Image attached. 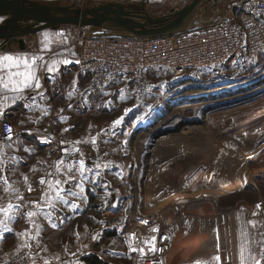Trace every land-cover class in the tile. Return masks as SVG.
I'll use <instances>...</instances> for the list:
<instances>
[{"label": "rangeland", "instance_id": "rangeland-1", "mask_svg": "<svg viewBox=\"0 0 264 264\" xmlns=\"http://www.w3.org/2000/svg\"><path fill=\"white\" fill-rule=\"evenodd\" d=\"M20 1L27 6L40 1V5L68 9L118 2L124 5L131 19L158 27L173 20L193 0ZM239 1L202 0L178 30L209 24ZM53 14L46 12L44 16ZM40 24L21 14L0 12V33L16 29L4 42L18 43L20 48L19 39L23 38L24 51H30L31 57H35L34 64L41 66L61 52L71 55L72 50L76 52L74 40L78 35L129 34L122 30L118 15H111L98 25H62L37 36L48 29L30 32ZM39 37L42 39L36 43L42 48H30ZM36 58L43 60L38 62ZM146 79L148 92L142 99L137 97L136 82L121 81L98 87L95 101L81 106V135L73 138L78 144L65 146L64 150L83 151L85 145H91L97 160L61 161L58 149L62 151V144L69 143V138L61 143L57 138L60 132H55L51 135L53 145L45 147L50 157L48 163L18 165L15 175L0 176L3 184L0 204L6 210H3L6 219L16 215L18 222L24 218L28 221L16 222L11 235L0 242V264L29 241L50 254L74 255L72 264H78L80 257L90 253L98 254L107 264H135L134 248L145 253L153 246L157 230L170 229L175 237H181L186 232L182 233L184 227L180 230L177 224H184V220L190 223L194 216V220L206 219L208 214L223 229L226 216L221 210L230 208L235 210L236 227L231 232L235 244L231 251L237 264H264V218L260 212L245 210V206L264 198V52L252 59L235 58L221 68L188 70L179 76L168 69H150ZM89 121L91 124L95 121V127H87ZM134 127L140 130L137 134ZM93 129H96L95 137ZM202 141L204 144L208 141L206 148ZM219 143H223V156L228 162L217 170L220 154L213 148ZM235 147L240 149L238 155L234 153ZM256 149L260 152L255 153ZM259 156L260 160L256 159ZM241 158L245 159L244 163H240ZM206 159H211L210 167L193 178L195 167ZM42 172H48L49 178L54 175L55 179L46 182L42 203H26L20 191L32 183L35 174ZM232 180H238L240 188L219 195ZM93 193L91 203L97 204V208L89 206V196ZM175 194L184 195L181 202H174L178 201L173 199ZM171 206L175 212L166 215ZM35 216L39 222L33 236L26 230H31L29 222ZM112 218L117 223L103 228L104 221ZM199 227L202 233L204 227ZM208 228L204 231L209 232L203 234L211 235L218 243L220 232L212 229V234ZM106 232L115 235L105 236ZM224 235H221L223 246L227 248L228 235ZM199 236L185 239L183 248L168 258L167 264H208L212 256L222 255L216 247H204ZM177 240L181 239L177 238L174 244ZM225 250L229 256V248ZM227 259L225 263L229 264Z\"/></svg>", "mask_w": 264, "mask_h": 264}, {"label": "built area", "instance_id": "built-area-1", "mask_svg": "<svg viewBox=\"0 0 264 264\" xmlns=\"http://www.w3.org/2000/svg\"><path fill=\"white\" fill-rule=\"evenodd\" d=\"M74 46L79 52L78 65L90 79L88 87L78 89V94L130 79L136 82L137 97L142 99L148 92L147 70L168 69L179 76L188 70L217 69L235 58L252 59L264 52V0H241L226 8L217 20L202 26L151 37L124 33L78 35ZM17 136V128L10 121L0 119V143L9 146ZM39 143L50 146L54 141L47 134ZM63 150L58 149V153L64 162L97 160L91 145H85L83 151ZM48 176V172L36 174L32 183L20 191L26 203L43 202ZM245 210L260 212L264 218V198L245 206ZM4 219V212L0 210V223ZM111 220H105L103 228L117 223ZM154 239L153 246L145 253L134 248L135 264H167L175 241L172 231L159 229ZM74 259L72 254H50L29 241L22 251L9 256L3 264H70Z\"/></svg>", "mask_w": 264, "mask_h": 264}, {"label": "crops", "instance_id": "crops-1", "mask_svg": "<svg viewBox=\"0 0 264 264\" xmlns=\"http://www.w3.org/2000/svg\"><path fill=\"white\" fill-rule=\"evenodd\" d=\"M39 2L32 3L41 4ZM49 30L38 32L36 36L46 35L45 33ZM35 39V43L29 45L30 48H42L36 43L42 37ZM5 40L7 37L0 39V119L10 121L17 128L18 136L9 146L0 143V176L10 178V175L17 173L18 165H39L49 162L50 157L45 148L49 146L39 143L44 135L60 132V135L56 134L59 142L61 140L64 142L66 137L69 138L67 141L69 143L62 144L64 149L65 146L78 144L76 142L78 140L73 138L81 135L79 123L81 106L87 105L91 100L95 101L96 91L86 90L83 93H77L78 89L83 90L81 87H85L89 77L78 65L77 50L76 52L72 50V55L61 52L41 66L34 64L35 57H31L30 51L19 48L18 43H6ZM26 43L28 44L27 41ZM123 81L129 82L130 79ZM87 109L90 110V106ZM87 109L85 111H88ZM90 125L95 127V121L92 124L89 121L87 127ZM92 136H96V129H93ZM109 136L110 134L105 135V138ZM60 160L63 161L61 158ZM52 177L47 178V181L55 179ZM4 180L7 182L8 179ZM1 186L3 184L0 180V189H2ZM0 209L6 212L1 204ZM6 216L5 213V219L0 223V242L11 235V229L16 222L28 223L25 218L22 222H18L16 215L9 219H6ZM30 221L31 230L26 231L34 236L39 217L35 216ZM21 250H16L14 253ZM9 252L10 250L4 252L6 254L2 253V256ZM78 264H85V262L80 260Z\"/></svg>", "mask_w": 264, "mask_h": 264}, {"label": "water", "instance_id": "water-1", "mask_svg": "<svg viewBox=\"0 0 264 264\" xmlns=\"http://www.w3.org/2000/svg\"><path fill=\"white\" fill-rule=\"evenodd\" d=\"M201 1L202 0H193L190 5L179 13L173 20L158 27H148L147 25L131 19L128 16V12L126 11L124 5L118 2L107 3L93 8L68 9L66 7L45 6L40 4L27 6L20 0H0V12L21 14L25 17L39 21L41 24L31 30V33H36L44 29L62 25H98L107 17L111 15H118L124 32L140 37H151L178 31L179 27L193 13ZM46 12H52L54 14L52 16L45 17L44 14ZM34 14H36V16H34ZM149 23L152 24V22ZM14 30L16 29L14 28L11 31L1 32L0 39L10 36ZM19 45L22 49L25 48V41L23 38L19 39ZM133 131L137 134L140 130L139 128L134 127Z\"/></svg>", "mask_w": 264, "mask_h": 264}, {"label": "bare ground", "instance_id": "bare-ground-1", "mask_svg": "<svg viewBox=\"0 0 264 264\" xmlns=\"http://www.w3.org/2000/svg\"><path fill=\"white\" fill-rule=\"evenodd\" d=\"M206 140V139H205ZM203 142V141H202ZM207 143H208V141H207ZM207 143H205L206 145H207ZM203 144H204V142H203ZM203 144H201V146L203 145ZM205 144H204V147H205ZM222 144L223 143H219V144H217V145H215L214 146V148L213 149H216L217 150V152L220 154V156H219V158H220V161L218 162V164L215 166V168L218 170V169H220V168H222L225 164H226V162H228V161H226V157L224 158V156H223V146H222ZM258 145V144H257ZM200 146V147H201ZM203 147V146H202ZM201 147V148H202ZM204 147H203V149H204ZM206 148V147H205ZM212 149V150H213ZM233 149H234V147H233ZM235 152L234 153H236L237 155H238V152H240L239 150H238V148H236L235 147ZM260 149V148H259ZM258 149V150H259ZM205 150V149H204ZM257 149L255 150L256 152L255 153H257V151H258ZM261 150V149H260ZM260 150H259V152H260ZM254 151V150H253ZM252 151V152H253ZM199 152V151H198ZM201 153H203V152H201ZM236 155V156H237ZM179 157V156H178ZM260 156L259 157H256V159H259L260 160ZM227 159H229V158H227ZM234 159V158H233ZM243 162H242V161ZM241 160H240V163H244L245 162V159L244 158H241ZM210 162H211V159H206V160H202L201 162H199L198 163V165L195 167V169H194V172L193 173H195L192 177L193 178H195L196 176H198V174L199 173H201V172H203V170H205L207 167H210L209 165H210ZM196 179V178H195ZM190 182H191V180H189ZM188 181V182H189ZM194 182V181H193ZM231 183H229V185H227L226 187H224L223 189H222V191L219 193V195H225L226 193H232V192H234V191H236V189L235 188H240V186H241V183L240 182H238V180L236 181V180H232V181H230ZM243 183V182H242ZM189 184H192V183H189ZM193 185V184H192ZM191 185V186H192ZM190 186V185H189ZM227 187H229V188H231V190H229V191H226L227 189ZM170 188V187H169ZM173 191V190H172ZM183 197H184V195L183 196H181V194L179 195V194H175L174 195V197H173V199H177L178 201H174V202H181V200L180 199H183ZM172 199V198H171ZM173 202V203H174ZM188 203H190V202H188ZM202 203V202H201ZM193 204V203H192ZM199 204V203H198ZM198 204H197V206H198ZM203 205V204H202ZM204 205H205V203H204ZM212 206V205H211ZM206 207V206H205ZM193 209V208H192ZM215 209V208H214ZM213 209V210H214ZM212 211V210H211ZM216 211H218L217 209H216ZM235 210L234 209H232V208H230V209H228V210H221V213L224 215V216H226L225 218V220H224V222H223V229L219 226V222H217L216 220H213V218L211 217V216H209V214H208V217H206V219H202V217H200L199 219H195L194 220V217H196V216H194V217H192V218H190V219H193V221L192 222H188V223H185L184 221H183V223L184 224H181V222L179 223V224H177V228L178 229H180L181 230V228H186V229H184L183 228V230H181V232L182 233H185L186 232V234H183L181 237H175V235H174V233H173V235H174V240L176 241V239L178 238V239H181L182 240V242H181V240L179 241V240H177L178 242L176 243V244H174V247H172L171 248V250H173V251H170V257H168V258H170L171 259V256L173 257V256H175V252L178 250L179 251V249H181V248H183V245H184V241H185V239H187V238H189L190 237V235H192V236H195V238H193V239H196V236L198 235H202L203 236V238H202V236H199V238L201 237V239H202V244L204 245V247H207V246H210V247H216V249L218 248L220 251H219V253H222V255L221 256H219V257H217L216 255H215V257L214 256H212L209 260H208V264H226L225 263V261H226V257H228V263L229 264H237V260H236V256H235V253L234 252H232L231 250H232V247H233V244H235V243H233V238H232V236H231V232H232V230H234V228L236 227V223H235V219H234V216H233V212H234ZM175 212V208H174V206H171V207H168V209H167V211H166V215H172V213H174ZM202 212V211H201ZM214 212V211H213ZM220 212V211H219ZM208 213V212H207ZM215 214H216V212H215ZM191 215V214H190ZM204 215V214H203ZM200 216H202V215H200ZM199 217V216H198ZM204 217V216H203ZM186 218H188L189 219V217H186ZM215 218H216V216H215ZM183 219V218H182ZM221 221V220H220ZM182 225V226H181ZM210 227H209V226ZM138 227L140 226V225H137ZM199 226H203L204 227V229H206L207 230V228L208 229H211V233L213 232L212 231V229H214V230H218V232L217 233H219L220 232V234H217L218 236H220L221 237V239L219 238V237H217L218 238V243L217 242H215V238H211V235H209V234H203V232H207V231H204V229H203V232L202 233H200V231H198V229L200 230L201 228L199 227ZM219 226V227H218ZM206 227V228H205ZM177 229V230H178ZM197 230V231H196ZM202 231V230H201ZM138 232V231H137ZM198 232V233H197ZM209 232V231H208ZM207 232V233H208ZM182 233H180V234H182ZM216 233V232H215ZM222 233V234H221ZM212 234H214V233H212ZM228 235L227 237V241H228V246H227V248H224V246H223V238H222V236L221 235ZM233 234V233H232ZM224 235V236H225ZM179 236V235H178ZM213 236H215V235H213ZM198 239V238H197ZM191 240V239H190ZM200 240V239H199ZM193 241V240H192ZM195 242V241H194ZM193 242V243H194ZM230 243V244H229ZM178 244H180V245H178ZM219 244V245H218ZM189 245V244H188ZM227 245V244H226ZM186 247V246H185ZM200 247V246H199ZM229 248V256H228V254L226 255V250L225 249H228ZM210 249V248H209ZM222 251V252H221ZM172 252V253H171ZM178 253V252H177ZM234 253V254H233ZM216 254H218V253H216ZM203 257V256H202ZM182 258V257H181ZM176 259V258H175ZM183 259V258H182ZM185 260V259H184ZM192 260V259H191ZM172 262H173V260H172Z\"/></svg>", "mask_w": 264, "mask_h": 264}, {"label": "trees", "instance_id": "trees-1", "mask_svg": "<svg viewBox=\"0 0 264 264\" xmlns=\"http://www.w3.org/2000/svg\"><path fill=\"white\" fill-rule=\"evenodd\" d=\"M93 200H94V193L89 196V206L97 208V204L91 203V202H93ZM98 212H100V211H98ZM112 235H115V232H106L105 233V236H112ZM80 260L84 261L85 264H107V262H105L103 259H101L100 256L96 253H90L88 255H84V256L80 257Z\"/></svg>", "mask_w": 264, "mask_h": 264}]
</instances>
